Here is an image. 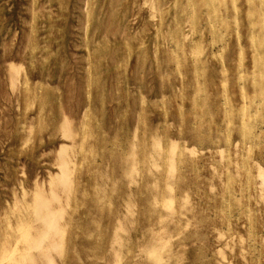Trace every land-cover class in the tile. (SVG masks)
Returning <instances> with one entry per match:
<instances>
[{
  "label": "rangeland",
  "instance_id": "rangeland-1",
  "mask_svg": "<svg viewBox=\"0 0 264 264\" xmlns=\"http://www.w3.org/2000/svg\"><path fill=\"white\" fill-rule=\"evenodd\" d=\"M0 264H264V0H0Z\"/></svg>",
  "mask_w": 264,
  "mask_h": 264
},
{
  "label": "bare ground",
  "instance_id": "bare-ground-1",
  "mask_svg": "<svg viewBox=\"0 0 264 264\" xmlns=\"http://www.w3.org/2000/svg\"><path fill=\"white\" fill-rule=\"evenodd\" d=\"M42 211V210H41Z\"/></svg>",
  "mask_w": 264,
  "mask_h": 264
}]
</instances>
